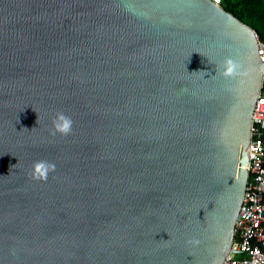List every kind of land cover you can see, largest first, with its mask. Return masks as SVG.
Returning a JSON list of instances; mask_svg holds the SVG:
<instances>
[{
	"label": "water",
	"instance_id": "obj_1",
	"mask_svg": "<svg viewBox=\"0 0 264 264\" xmlns=\"http://www.w3.org/2000/svg\"><path fill=\"white\" fill-rule=\"evenodd\" d=\"M263 75L211 0H0V264H222Z\"/></svg>",
	"mask_w": 264,
	"mask_h": 264
},
{
	"label": "built area",
	"instance_id": "obj_2",
	"mask_svg": "<svg viewBox=\"0 0 264 264\" xmlns=\"http://www.w3.org/2000/svg\"><path fill=\"white\" fill-rule=\"evenodd\" d=\"M256 35L264 62V42ZM248 155L246 191L235 222L233 244L222 264H264V75L252 115Z\"/></svg>",
	"mask_w": 264,
	"mask_h": 264
},
{
	"label": "trees",
	"instance_id": "obj_3",
	"mask_svg": "<svg viewBox=\"0 0 264 264\" xmlns=\"http://www.w3.org/2000/svg\"><path fill=\"white\" fill-rule=\"evenodd\" d=\"M220 6L253 27L264 42V0H222Z\"/></svg>",
	"mask_w": 264,
	"mask_h": 264
},
{
	"label": "clouds",
	"instance_id": "obj_4",
	"mask_svg": "<svg viewBox=\"0 0 264 264\" xmlns=\"http://www.w3.org/2000/svg\"><path fill=\"white\" fill-rule=\"evenodd\" d=\"M39 123V120H38ZM52 135L57 133L63 136L70 135L73 130V123L71 116L63 111L57 112L52 118ZM55 171V164L48 160H37L32 164L31 177L37 181H46L50 172Z\"/></svg>",
	"mask_w": 264,
	"mask_h": 264
}]
</instances>
